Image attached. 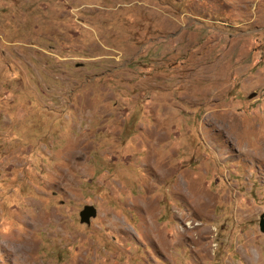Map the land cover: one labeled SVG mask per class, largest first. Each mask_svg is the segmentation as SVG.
Segmentation results:
<instances>
[{"label":"rangeland","instance_id":"obj_1","mask_svg":"<svg viewBox=\"0 0 264 264\" xmlns=\"http://www.w3.org/2000/svg\"><path fill=\"white\" fill-rule=\"evenodd\" d=\"M263 213L264 0H0V264H264Z\"/></svg>","mask_w":264,"mask_h":264},{"label":"water","instance_id":"obj_2","mask_svg":"<svg viewBox=\"0 0 264 264\" xmlns=\"http://www.w3.org/2000/svg\"><path fill=\"white\" fill-rule=\"evenodd\" d=\"M97 214V208L93 206L92 204H88L84 207V209L79 214L81 216V220L83 222H90L91 218L96 216ZM260 228L264 231V213L261 216L260 220Z\"/></svg>","mask_w":264,"mask_h":264}]
</instances>
